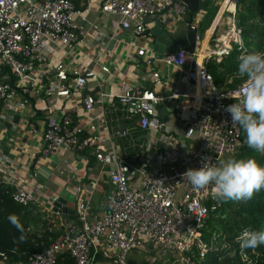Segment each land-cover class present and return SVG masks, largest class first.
<instances>
[{
  "label": "built area",
  "instance_id": "built-area-1",
  "mask_svg": "<svg viewBox=\"0 0 264 264\" xmlns=\"http://www.w3.org/2000/svg\"><path fill=\"white\" fill-rule=\"evenodd\" d=\"M238 4L239 0H230L232 20ZM184 9L179 0H102L99 6L101 14L117 19L116 26L137 36L146 33V22L156 16L166 13L180 16ZM77 14L70 0H0V124L8 121L6 115L10 111L32 107L45 116L43 148L37 154L55 155L63 147L79 154L93 147L97 162L112 167L110 190L99 218L92 217L90 212L89 194L97 188V180H92L87 186L88 194L83 186L75 190L76 221L44 252L32 255L26 264H57L63 254L74 264H132L128 256L144 245H149L157 257L143 264H160L158 256L165 254L171 264H195L191 258L194 252L204 258L210 250L202 239L201 229L209 212L218 209L219 201L212 198L211 186L196 190L183 180V173L201 167L206 159L218 165L246 144L242 128L225 111L228 105L241 99L246 80L233 89L222 90L207 69V62L220 63L234 50L239 60L247 51L242 31L233 24L218 39L206 61L190 64L185 70L197 103L189 117L196 145L193 153L183 156L185 168L168 165L165 159L157 157L137 168L114 157L108 158L100 145L101 138L86 135L69 119L53 115L57 101L83 90L88 81L95 79L91 69L68 70L64 64L51 61L57 50H71L86 35L74 21ZM145 53L141 49L137 54L142 57ZM190 56L189 51L180 50L162 58V62L183 68ZM101 71L107 73L108 69L103 67ZM151 81L159 85L157 72L151 75ZM113 98L128 114L137 117L142 131L161 132V119L156 111L161 98L152 91L133 89L122 83L116 95L99 93L98 100ZM95 102L91 95L84 98L86 113ZM92 130L94 127L90 126ZM117 135L123 137L125 133ZM2 164L0 151V186L14 187L12 200L28 207L35 201V194L22 183L5 180L1 176ZM208 203H211L209 208ZM0 258L6 261L4 255L0 254Z\"/></svg>",
  "mask_w": 264,
  "mask_h": 264
},
{
  "label": "crops",
  "instance_id": "crops-1",
  "mask_svg": "<svg viewBox=\"0 0 264 264\" xmlns=\"http://www.w3.org/2000/svg\"><path fill=\"white\" fill-rule=\"evenodd\" d=\"M70 1L78 12L74 21L86 35L71 50H57L51 61L53 64H64L68 70L91 69L95 79L88 81L83 90L57 101L54 117H65L73 126L82 128L86 135L101 138L103 144L100 145L110 159L114 157L138 168L148 164L151 157H157L165 159L168 165L184 169L183 156L193 153L196 145L191 136L189 117L197 107L194 89L185 70L190 64L206 61L217 46L218 39L233 24L236 25L235 15L232 20L230 0H200L202 8L191 17L190 12L197 10V4L192 10L186 7L180 16L172 13L160 15L159 20L146 22L148 35L141 36L121 29L116 26L117 19L101 14L99 6L102 0ZM188 20L197 30L195 50L183 49L191 54L185 67L166 66L162 58L176 52L173 48L177 47V41L182 46L187 45L185 28L176 37L172 34ZM170 47L173 52L167 53ZM141 49H145L146 53L139 57L137 53ZM210 62L218 64L214 60ZM232 64L234 69L236 63ZM103 67L108 69L107 73L101 71ZM156 72L160 78L159 85L151 81V75ZM241 78L223 71L222 83L217 86L230 90L240 85L234 84ZM122 83L133 89H148L161 98L156 106L162 124L161 132L142 131L137 117L128 114L115 98L98 100L99 93L116 95ZM87 95L96 99L89 113L83 107ZM10 112L12 114L6 115L10 128L0 124L1 176L5 180L22 183L26 190L35 194V201L27 207V217L36 225L33 231L48 230L59 238L65 228L76 221V188L83 186L88 194L87 186L92 180H97V188L89 194L90 212L92 217L99 218L110 190L112 167L97 162L93 147L79 154L66 147L55 155L37 154L43 148L44 114L32 107ZM90 126L94 130L90 131ZM122 132L125 133L123 137L117 135ZM146 135H149V141ZM134 182L139 184L137 179ZM11 188L14 192V187ZM55 203L60 204L63 212L53 211ZM169 261L163 259L160 264H171ZM0 264L9 263L0 258Z\"/></svg>",
  "mask_w": 264,
  "mask_h": 264
},
{
  "label": "trees",
  "instance_id": "trees-1",
  "mask_svg": "<svg viewBox=\"0 0 264 264\" xmlns=\"http://www.w3.org/2000/svg\"><path fill=\"white\" fill-rule=\"evenodd\" d=\"M235 21L242 31L245 49L264 51V0H239L235 10ZM234 62L236 66L233 69ZM238 63L237 52L234 50L229 57L223 58L222 62L208 63L207 69L214 83L219 85L223 80V71L237 74ZM245 79L242 77L234 85L241 84ZM242 135L246 139L243 130ZM230 158L254 159L264 166V153L250 149L247 144L228 159ZM12 193L11 187L0 186V254L5 256L9 264H26L32 255L44 252L58 235L48 230L33 231L36 225L28 219L27 207L16 204L12 200ZM210 205L211 203L206 204L208 208ZM9 215H16L23 225L24 242L19 240L21 233L9 223L7 219ZM246 229L264 232V188L255 192L249 200L219 202L218 209L209 212L201 233L203 241L210 250L204 258H199L194 252L191 256L193 262L195 264H264V245L256 249H245L240 246L239 236ZM57 264H74V262L67 254H63L58 258Z\"/></svg>",
  "mask_w": 264,
  "mask_h": 264
},
{
  "label": "clouds",
  "instance_id": "clouds-1",
  "mask_svg": "<svg viewBox=\"0 0 264 264\" xmlns=\"http://www.w3.org/2000/svg\"><path fill=\"white\" fill-rule=\"evenodd\" d=\"M237 74L246 78L241 99L225 109L234 124L245 133V143L250 149L264 153V51H246L239 57ZM194 189L212 187L211 195L219 202L249 200L255 192L264 188V166L254 159L230 158L218 165L206 159L201 167L189 168L183 173ZM9 223L21 233L24 242V227L16 215L7 217ZM240 246L256 249L264 245V232L244 230L239 236Z\"/></svg>",
  "mask_w": 264,
  "mask_h": 264
},
{
  "label": "water",
  "instance_id": "water-1",
  "mask_svg": "<svg viewBox=\"0 0 264 264\" xmlns=\"http://www.w3.org/2000/svg\"><path fill=\"white\" fill-rule=\"evenodd\" d=\"M184 6L185 8L186 7H189L191 10L194 9V6L197 4L198 5V8L197 10H195L194 12H190V17L193 15V14H197L199 13L200 9L202 8L201 7V1L200 0H179ZM204 3V2H203ZM153 20H159L158 19V16H156ZM185 28V30H184ZM186 31L185 32V35H186V42H187V45L186 46H182L181 44H178V41H177V44H175L177 47L176 48H173L176 52L180 51L181 49H185L188 48L189 50H192L194 51L195 50V45H196V37H197V30L196 28H193L192 26V22L191 20L187 21L185 24H183L179 29H177L176 33L172 34V36L176 37V34L177 33H180L182 31ZM145 35H148V32L146 31ZM171 35V34H170ZM171 47L168 49L169 51H167V53H172L173 50H170ZM9 115L12 114L11 112L8 113ZM10 121H7V122H4L3 124H1V127H4L6 129H9L10 128ZM146 139L149 141V135H146L145 136ZM53 211L56 212V213H61L63 212V210H61L60 208V204L58 203H55L54 204V208H53Z\"/></svg>",
  "mask_w": 264,
  "mask_h": 264
},
{
  "label": "rangeland",
  "instance_id": "rangeland-1",
  "mask_svg": "<svg viewBox=\"0 0 264 264\" xmlns=\"http://www.w3.org/2000/svg\"><path fill=\"white\" fill-rule=\"evenodd\" d=\"M228 159V158H227ZM225 159V161L227 160ZM148 247H141L139 250L135 251V253L131 254L128 256V259L130 263L132 264H143L147 263L151 257H157L156 253L152 252L150 249V246L147 245ZM166 260V262L169 261V257L167 254L163 256H158V262L161 263L162 260Z\"/></svg>",
  "mask_w": 264,
  "mask_h": 264
}]
</instances>
